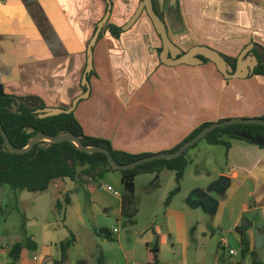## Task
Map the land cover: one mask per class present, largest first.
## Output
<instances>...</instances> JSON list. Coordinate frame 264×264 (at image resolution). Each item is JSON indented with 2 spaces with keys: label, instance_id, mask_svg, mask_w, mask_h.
<instances>
[{
  "label": "crops",
  "instance_id": "1",
  "mask_svg": "<svg viewBox=\"0 0 264 264\" xmlns=\"http://www.w3.org/2000/svg\"><path fill=\"white\" fill-rule=\"evenodd\" d=\"M123 1L111 0L112 14L105 25L114 24L122 33L115 37L103 28L93 46L89 94L74 110L87 136L131 154L160 153L180 144L204 123L264 118V73L257 72L264 64V0H173L165 5L169 37L183 54L204 45L232 63L239 60L240 73L246 76L239 79H231L207 59L190 58L188 63L177 64L171 54L164 56L151 19L143 15L127 26L142 0H132L128 9ZM107 8L106 0H0V85L4 91L17 101L33 99L42 108L69 109L88 89L83 82L88 47ZM250 65L254 71L248 76ZM230 143L226 149L206 142L199 152L211 151L214 156L206 164L217 162L216 167H221L217 175L230 179L225 201L213 199L217 210L219 206L225 210L216 220L222 234L220 247L228 245L230 255L235 256L242 246L236 231L240 223L249 227L251 250H256V234L264 238V148L239 139ZM188 157L190 165L200 161L197 154ZM75 182L56 180L48 188L53 187L60 227H66L77 198ZM6 224L7 219L1 218L0 264L9 262L11 247L25 241L26 235L37 243V250H31V261L32 252L24 249L18 264L61 261L59 244L67 238L56 227L58 223L39 229L32 220L26 224V235L21 229L22 236L2 229ZM182 225L185 229L184 220ZM161 241L165 243L164 238ZM78 242L79 238L75 247ZM259 253V262L264 264Z\"/></svg>",
  "mask_w": 264,
  "mask_h": 264
},
{
  "label": "rangeland",
  "instance_id": "2",
  "mask_svg": "<svg viewBox=\"0 0 264 264\" xmlns=\"http://www.w3.org/2000/svg\"><path fill=\"white\" fill-rule=\"evenodd\" d=\"M205 143L202 140L189 150L188 154H197L200 161L187 167L180 191L168 205V197L176 188L174 171L165 169L159 174L143 173L136 178L138 214L134 225L128 224L121 216V198L100 188L101 185H110L122 194L121 173L110 171L98 177L92 183L93 187L87 189L88 192L82 186L86 188V182L91 180V171V175H87L89 179L83 176L74 181L78 187L77 198L69 212L66 227L59 226L62 224L61 217L54 211L56 199L52 196L53 187L43 193H16L8 185L1 186L0 219H7L2 229H7L11 234L21 233L22 236L23 223L26 231L29 230L26 224L32 220L37 221L39 229L58 223L56 227L66 233L67 239L71 234L75 239L79 238L76 247L75 242L70 248L68 262L59 261L58 264H79L80 260L87 264H146L147 247L153 246L157 238L161 248L159 264H252L241 251L232 256L228 245L220 247L222 234L216 220H220L224 207L208 211L202 204L192 206L188 201L192 190L197 187L207 190L213 184L212 180L219 179L217 174L221 167H216L218 163L206 164L214 155L211 151L199 152L203 147L200 145ZM93 188L94 191L91 190ZM227 189L221 192L211 190L210 196L221 202L226 197ZM90 198L93 200L91 204ZM52 201L53 206L50 207ZM83 219L84 223L81 222ZM104 229L108 230V235L101 232ZM162 238L165 239L164 244ZM30 256L32 261L33 252Z\"/></svg>",
  "mask_w": 264,
  "mask_h": 264
},
{
  "label": "trees",
  "instance_id": "3",
  "mask_svg": "<svg viewBox=\"0 0 264 264\" xmlns=\"http://www.w3.org/2000/svg\"><path fill=\"white\" fill-rule=\"evenodd\" d=\"M107 2V1H106ZM112 36L118 37L122 33L121 28L114 24H108L105 27ZM258 73H264V64L257 70ZM26 99V98H25ZM19 99L17 104L16 97L8 95L4 87L0 85V121L3 129L7 133L11 143L17 148L27 146L29 140L37 134H47L56 136L58 133H72L81 138L86 146L100 145L102 142H109L96 137H90L83 131L82 125L75 117L74 112L70 114H59L52 117L40 118L35 111L42 108L43 105H34L33 99ZM16 105L15 108L12 105ZM211 123H204L196 128L184 141L170 150L162 152H175L183 143L192 139L205 127ZM28 129L34 132L27 133ZM239 139L249 143L257 144L264 148V126L262 125H231L219 127L208 134L203 140L210 145L224 146L230 148V140ZM196 143L193 147L197 146ZM188 149L182 156L173 160H156L145 163L129 170H115L108 165V159L102 153H85L79 151L71 142H62L52 144L49 147H43L36 144L33 149L23 155L13 154L5 151V141L0 134V187L8 185L13 191L43 193L48 190L50 184L56 180L71 179L77 181L78 178H87L91 175V180L86 182V188L90 189L98 177H102L110 171H119L121 173V183L123 192L121 196V216L126 219L128 224L134 225L138 209L136 206L135 190L136 178L143 173H157L163 170H172L175 172L176 188L170 193L166 205L179 193L180 184L184 178L187 167L191 164L188 158ZM111 154L118 164L127 165L156 153L131 154L126 151L115 150L111 145L109 147ZM89 176L87 179H89ZM78 189V187H77ZM76 189V190H77ZM78 191V190H77ZM69 202V199H67ZM253 206V203H252ZM249 227L245 222L236 227V231L241 237V253L243 257H249L252 264H261L259 262V252L251 250ZM22 232L26 235L25 224L23 223ZM108 235V230L101 231ZM76 242L73 234L66 241L59 244L61 250V263L68 260V253L72 245ZM32 251L37 250V243L28 235L25 241L15 243L9 251V262L7 264H18L21 253L24 249ZM146 264H159L160 245L158 238L153 246L147 247Z\"/></svg>",
  "mask_w": 264,
  "mask_h": 264
},
{
  "label": "water",
  "instance_id": "4",
  "mask_svg": "<svg viewBox=\"0 0 264 264\" xmlns=\"http://www.w3.org/2000/svg\"><path fill=\"white\" fill-rule=\"evenodd\" d=\"M108 4V8L106 11L105 16L103 17L102 21L97 25V30L95 32V35L88 47V67L85 71L83 82L84 85H87V91L85 93V96L82 95L81 97H78L73 102L72 106L69 109L64 108H53V107H46L37 110L35 113L39 114L40 118H47L56 116L59 114H70L74 112L79 100L84 99L89 94L90 91V85L89 81L87 79V75H89L93 69V46L95 45L99 35L101 34L103 28L107 24L111 14H112V2L111 0H106ZM163 3V2H162ZM161 3V4H162ZM146 10L148 13L154 28L156 29L158 35L161 37L162 44H163V51L162 54L164 56L171 54L170 58H173L177 64H185L188 63V59H198L201 62L203 60L199 59L198 56L203 57L204 59L213 61L215 64H217L222 71H225L227 75L231 79H239V78H245L246 76L240 73L239 68V60L237 61V64L235 68L232 66V64L222 57V55L207 46L199 45L191 48L187 53L183 54V51L176 46L170 39L168 34V29L164 23V21L160 18V16L157 14L155 8H154V2L153 0H142L141 3L138 6V9L134 16L131 18V20L127 23V26H132L141 16L143 11ZM180 56V57H178ZM257 58L255 57V61ZM254 71L253 67L250 65L248 68V76L249 74H252ZM20 101H17V104H19ZM13 108L16 107V105H12ZM231 125H262L264 126V118H231L222 122H214L205 127L202 131H200L196 136H194L192 139L186 141L182 144V146L175 152H160L156 153L152 156L145 157L141 160L135 161L133 163L127 164V165H121L118 164L113 155L111 154V151L109 150L110 145L106 142L100 143V145L95 146H86L83 144L80 137L72 134V133H58L56 136H51L47 134H37L34 135L28 142L27 146L23 148H17L15 147L5 130L3 129V126L0 121V134L2 135L4 141H5V151H9L13 154L17 155H23L28 152H30L33 147L38 144L43 147H49L52 144L62 143V142H71L73 143L76 148L79 151L85 152V153H102L107 156L108 159V165L115 169V170H129L134 169L139 165L153 162L156 160H173L180 156H182L188 149L193 147L196 143H199L202 141L208 134H210L212 131H214L216 128L219 127H226ZM34 131L32 129H28L27 133L31 134ZM230 186V179L226 176H220L217 181H215L211 187L207 190L205 189H196L190 194V197L188 199L189 203L192 206H197L199 204H202L203 207L211 211L217 207V202L210 196V191L214 190L217 192H221L225 189H227ZM255 249L259 252H261L260 261L264 263V238L261 234H256L255 236Z\"/></svg>",
  "mask_w": 264,
  "mask_h": 264
},
{
  "label": "flooded vegetation",
  "instance_id": "5",
  "mask_svg": "<svg viewBox=\"0 0 264 264\" xmlns=\"http://www.w3.org/2000/svg\"><path fill=\"white\" fill-rule=\"evenodd\" d=\"M171 1L172 0H153V2H154V8H155V10H156V12H157V14L160 16V18L165 22V5H170V3H171ZM131 2H132V0H124L123 2H122V4L124 5V7L125 8H130L129 6H131ZM163 2V3H162ZM161 3L163 4L162 6L164 7V9H161ZM161 9V10H160ZM143 15H146L149 19H150V17H149V15H148V13L146 12V10H144L143 11V13L141 14V18L142 17H144ZM141 18H140V20H141ZM109 21V20H108ZM180 57V56H179ZM200 59L201 60H203V62L206 60V59H204L203 57H201L200 56ZM230 62V61H229ZM231 64H232V66L235 68V66H236V64H237V62H235V63H232V62H230ZM46 108V107H45Z\"/></svg>",
  "mask_w": 264,
  "mask_h": 264
},
{
  "label": "built area",
  "instance_id": "6",
  "mask_svg": "<svg viewBox=\"0 0 264 264\" xmlns=\"http://www.w3.org/2000/svg\"><path fill=\"white\" fill-rule=\"evenodd\" d=\"M100 188L103 190H107L109 192H112L116 197L121 198V196H122L118 191L114 190L113 187L110 185H101ZM114 231L116 232V230H114ZM234 253H235L234 251H231V254H234ZM37 259H38V257L36 256L34 260L37 261Z\"/></svg>",
  "mask_w": 264,
  "mask_h": 264
}]
</instances>
